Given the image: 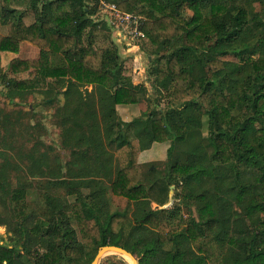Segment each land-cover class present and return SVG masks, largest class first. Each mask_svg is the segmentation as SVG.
Instances as JSON below:
<instances>
[{"label":"trees","instance_id":"16d2710c","mask_svg":"<svg viewBox=\"0 0 264 264\" xmlns=\"http://www.w3.org/2000/svg\"><path fill=\"white\" fill-rule=\"evenodd\" d=\"M100 1L143 18L136 45L151 58L155 98L124 75L116 49L84 45L85 28H105L95 22ZM238 1L0 0V94L9 103L33 96L59 104L61 145L71 150L65 166L77 180L58 179L74 201L49 202L36 218L26 189L8 186L0 264H91L104 246L139 264H264V0H246L258 1L262 16ZM25 42L39 57L3 68L1 53ZM141 102L132 121L118 116L117 105ZM165 142V162L137 163ZM172 186L177 203L162 208ZM107 187L127 200L122 212L110 211Z\"/></svg>","mask_w":264,"mask_h":264},{"label":"rangeland","instance_id":"374dc122","mask_svg":"<svg viewBox=\"0 0 264 264\" xmlns=\"http://www.w3.org/2000/svg\"><path fill=\"white\" fill-rule=\"evenodd\" d=\"M103 4L113 3L100 1L97 5V23L104 24L106 27L107 24L101 20L102 14H100ZM238 6H243L248 11L262 16V7L258 1L249 3L246 0H239ZM144 55L146 56L145 53ZM40 101V97L27 96L22 101L9 103L0 94V218L2 220H9V207L5 198V190L8 186L26 189L27 214L30 218L43 215L48 210L49 202L50 205L51 203L66 205L74 201L73 196L66 194L65 182L54 185L58 183V179L70 183L77 181L74 180L75 168L65 166L71 159V150L61 145L62 111L57 102L46 106ZM41 155H45L47 160L38 165L34 160H38ZM32 162H35L37 166L31 169L29 166H33ZM159 163L162 162L156 161L155 165L158 167ZM61 166L65 167L58 171L56 176L48 174V170ZM255 173L251 166H245L247 180L253 181ZM83 191L88 194L91 189L85 188ZM105 195L110 204V211L122 212L125 209L127 202L117 198L120 196L113 195L108 187ZM72 225L76 229L75 224ZM9 227V225L0 226V244L9 243ZM23 261L29 264L25 258ZM99 264L130 263L120 255L111 254L102 258Z\"/></svg>","mask_w":264,"mask_h":264},{"label":"crops","instance_id":"0c3cea01","mask_svg":"<svg viewBox=\"0 0 264 264\" xmlns=\"http://www.w3.org/2000/svg\"><path fill=\"white\" fill-rule=\"evenodd\" d=\"M97 22V20H95ZM83 43L86 47L92 51L98 49H116L119 55L124 59V75L131 77L132 83L134 85L143 84L147 89L148 94L153 98L156 97L155 88L150 84L147 77V68L150 61V57L144 55L139 46L128 45L130 43L129 39L123 37L122 40L118 39L117 32L110 29L108 26L105 28L101 27H88L85 28L82 34ZM39 57V49L29 43H22L18 53L2 52L1 53V65L6 68L9 62L15 58L21 60L37 59ZM147 63V65L145 64ZM31 73L27 72L20 74L19 78H30ZM91 87H88L90 90ZM145 107L144 103L130 104V105H117L116 111L118 116L123 122H130L134 118L140 115L142 108ZM161 144L163 146L159 147ZM168 144V146H167ZM171 147L170 142L165 143H153L151 147L145 151H142L137 158V163L141 166H147L149 164H155V162H165L167 160L168 151ZM164 151V152H163ZM159 157V158H158ZM159 160V161H158ZM154 167L151 166L150 169ZM174 186L171 187V200L169 203L162 208H167L171 204H176L177 200L174 198L176 194ZM127 202L123 197H117ZM149 206L152 211L160 209V207L153 202L149 201Z\"/></svg>","mask_w":264,"mask_h":264},{"label":"built area","instance_id":"2783aa9c","mask_svg":"<svg viewBox=\"0 0 264 264\" xmlns=\"http://www.w3.org/2000/svg\"><path fill=\"white\" fill-rule=\"evenodd\" d=\"M100 14H102L101 20L117 32L118 39L122 40L123 37H126V40L129 39V46H136V43L144 38L141 31L143 23L141 16L122 12L114 4H103Z\"/></svg>","mask_w":264,"mask_h":264},{"label":"water","instance_id":"95a60500","mask_svg":"<svg viewBox=\"0 0 264 264\" xmlns=\"http://www.w3.org/2000/svg\"><path fill=\"white\" fill-rule=\"evenodd\" d=\"M120 255L121 257L124 258V256H129L133 259L135 264H139L138 260H136L130 253L125 251L122 248L115 247V246H104L99 248L97 255L95 256L94 260L92 261L91 264H99L100 260L108 255Z\"/></svg>","mask_w":264,"mask_h":264},{"label":"bare ground","instance_id":"6f19581e","mask_svg":"<svg viewBox=\"0 0 264 264\" xmlns=\"http://www.w3.org/2000/svg\"><path fill=\"white\" fill-rule=\"evenodd\" d=\"M124 258H126L130 264H135L134 261H133V259L131 257L124 256Z\"/></svg>","mask_w":264,"mask_h":264}]
</instances>
